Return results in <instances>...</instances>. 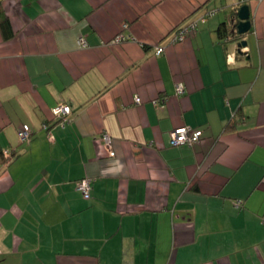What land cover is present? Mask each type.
Returning <instances> with one entry per match:
<instances>
[{
    "label": "crops",
    "instance_id": "0c3cea01",
    "mask_svg": "<svg viewBox=\"0 0 264 264\" xmlns=\"http://www.w3.org/2000/svg\"><path fill=\"white\" fill-rule=\"evenodd\" d=\"M2 18L0 264H264V0H0ZM183 126L202 140L172 147Z\"/></svg>",
    "mask_w": 264,
    "mask_h": 264
},
{
    "label": "built area",
    "instance_id": "2783aa9c",
    "mask_svg": "<svg viewBox=\"0 0 264 264\" xmlns=\"http://www.w3.org/2000/svg\"><path fill=\"white\" fill-rule=\"evenodd\" d=\"M240 1L243 2L244 0H240ZM215 13L216 11L210 10L207 13H205L203 16L199 17L198 19L185 23L181 25L180 27L176 28L170 38V42L179 43V42L184 41L191 32L195 31L198 28L199 24L205 23L207 19L210 16H213ZM124 28H126V25L124 26ZM124 40H126V37L123 34H120L116 37L115 42L120 43V42H123ZM78 45L81 48L89 47L88 42L84 38H80L78 40ZM164 50H165L164 46H158L156 47V54L161 55L164 53ZM184 92H185L184 87L181 85L178 86L177 95L178 96L182 95L184 94ZM166 102H167L166 98L159 97L156 100H154V105L156 107H159V106L163 107L166 104ZM136 103L141 104V99L137 98ZM52 114L55 120L59 121V123L64 125L69 122L70 117L73 115V111L70 106L60 104L52 109ZM44 129L48 130V126H44ZM31 136H32V130L30 126L24 125L19 132V137H20L21 142L25 143V142L30 141ZM202 137H203L202 130L194 129L190 126H183V127L175 129L171 133L170 145L172 147H179V146L191 147V146L198 144L202 140ZM101 139L104 143V146L109 151V155L111 157H114L115 152L112 150L111 136L107 133H103ZM3 155L6 158H11V155H12L11 150H8V149L4 150ZM77 190L82 194L84 198L86 199L90 198L91 191H92V179L85 178V179L80 180L77 183Z\"/></svg>",
    "mask_w": 264,
    "mask_h": 264
},
{
    "label": "water",
    "instance_id": "95a60500",
    "mask_svg": "<svg viewBox=\"0 0 264 264\" xmlns=\"http://www.w3.org/2000/svg\"><path fill=\"white\" fill-rule=\"evenodd\" d=\"M237 18L239 20V23L237 26L238 34L240 36H244V35L248 34L250 32L251 26H252L251 19H250V8H249V6H247V5L242 6L237 13ZM247 44L248 43L246 41L242 42L243 47H246Z\"/></svg>",
    "mask_w": 264,
    "mask_h": 264
},
{
    "label": "trees",
    "instance_id": "16d2710c",
    "mask_svg": "<svg viewBox=\"0 0 264 264\" xmlns=\"http://www.w3.org/2000/svg\"><path fill=\"white\" fill-rule=\"evenodd\" d=\"M5 23L7 24V20L5 18H2L0 19V26L4 27ZM218 34H219V37L221 39H224L226 37L229 36V30H228V25L227 23H223L221 25V27L219 28L218 30ZM234 126H236V123L235 122H231L227 127H226V131L227 130H231ZM12 155H11V158H5V161L4 163H8L9 161L7 160H11V159H14L16 157L17 154L13 153V151H11ZM0 155L1 156H4L3 155V152L0 150Z\"/></svg>",
    "mask_w": 264,
    "mask_h": 264
}]
</instances>
